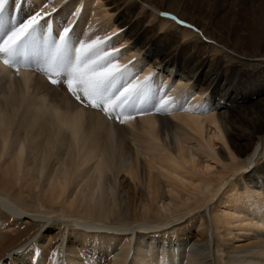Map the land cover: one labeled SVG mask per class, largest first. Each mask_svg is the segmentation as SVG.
Returning a JSON list of instances; mask_svg holds the SVG:
<instances>
[{
  "label": "bare ground",
  "instance_id": "bare-ground-1",
  "mask_svg": "<svg viewBox=\"0 0 264 264\" xmlns=\"http://www.w3.org/2000/svg\"><path fill=\"white\" fill-rule=\"evenodd\" d=\"M45 3L8 0L6 14L55 7L53 36L73 25V40L109 38L104 51L130 41L115 63L133 83L152 75L156 103L121 124L0 64V264H264V111L243 109L264 86L225 76L232 63L264 75V0H104L115 17L101 0ZM146 21L159 42L138 29ZM162 98L169 115L152 110Z\"/></svg>",
  "mask_w": 264,
  "mask_h": 264
},
{
  "label": "snow or ice",
  "instance_id": "snow-or-ice-1",
  "mask_svg": "<svg viewBox=\"0 0 264 264\" xmlns=\"http://www.w3.org/2000/svg\"><path fill=\"white\" fill-rule=\"evenodd\" d=\"M51 2L48 0L43 7L48 8ZM7 4L8 0H0V64L5 68L14 69L17 74L21 67L31 68L51 85L65 86L85 107L98 109L121 124H127L134 114H146L139 106L149 102L150 77L136 83L127 79V66L115 63L119 50L104 51L109 38L77 42L72 38L71 26L53 36L50 18L57 11L55 7L50 12L41 9L17 20L6 14ZM167 105L161 100L152 110L164 113Z\"/></svg>",
  "mask_w": 264,
  "mask_h": 264
},
{
  "label": "rangeland",
  "instance_id": "rangeland-1",
  "mask_svg": "<svg viewBox=\"0 0 264 264\" xmlns=\"http://www.w3.org/2000/svg\"><path fill=\"white\" fill-rule=\"evenodd\" d=\"M101 6L103 7V10H104V8L108 11V14L109 15H111L112 17L114 16L115 17V15L117 14V13H113L112 12V10H113V6H111V5H107L106 6V3H104V0H101ZM135 15H136V13H135ZM133 16V19H132V21L134 22V21H136V16ZM240 19H242L241 21L242 22H252V17L250 16V17H245V16H241L240 17ZM61 22L62 23H64V25H67L66 23H67V21H66V19H64L63 17L61 18ZM126 22H128V21H126ZM126 22H123V23H126ZM171 22H174V20L173 19H171ZM128 24H130L129 22H128ZM71 26V25H70ZM63 27H65V26H63ZM62 27V28H63ZM73 27V25L71 26V28ZM148 27H149V23H147V21L146 22H143V24L142 25H139V27H138V29L139 28H141V30L143 31V32H145L148 36L147 37H149V38H151V40H153L154 42H159V35L161 34V32H158V31H156L155 33H150V31H149V29H148ZM119 27H117V29H116V34L118 35L119 34V32H121L122 31V28H119ZM73 30V29H72ZM76 31V30H75ZM77 33H78V35L76 36V39L74 38V40H76V41H80V40H84V41H91V40H89L88 38H87V34H84L83 33V31H81V30H77ZM166 35L168 36V37H170L171 39H175V38H172L171 36H170V34H168V33H166ZM239 36V35H238ZM88 39V40H87ZM110 40H113V42H112V44L109 46V48L106 50V52H109V53H112L113 52V50H114V52H115V49L116 48H119L120 46L122 47H126V46H128L129 47V45H130V41L127 43V44H124L123 45V43H122V41L121 40H117V42L116 41H114V39H110ZM115 45H117V46H115ZM248 49H247V52L249 53V54H253V49L252 48H250V47H247ZM251 52V53H250ZM234 56H236L237 58H241V56H239V55H237L236 53H235V55ZM115 60H117V57H116V59ZM121 66H124V64L123 65H121ZM243 68V67H242ZM159 69V68H151V70L152 71H157V70ZM243 69H247V68H243ZM147 71L148 69H147V65H141L140 67H138L134 72L132 71L131 72V74H130V78L132 77V75L135 73V72H137L138 74H139V76L140 75H142V73L141 72H144V71ZM150 70V71H151ZM238 70H239V65H238V63H232V65H231V67L229 68V70L227 71V73L225 74V76L226 77H228L229 79H231V81H233V80H237L239 83H241V85L242 84H244L245 86H247V87H249L250 89H252V91L253 90H261L262 88H263V86H264V75L262 74V72H263V70H260L259 68H258V70H252V71H250V69L249 70H247V71H245V72H239V73H237L238 72ZM155 73H157L158 74V72H155ZM250 73V74H249ZM249 74V75H248ZM159 75V74H158ZM153 78V76L151 75V77H150V79H152ZM64 87L65 86H63V85H57V89H60V91L62 90V88L64 89ZM254 92H257V91H254ZM149 94L152 96V92H148V96H149ZM166 97V96H165ZM157 99H158V97H157ZM163 100H165V101H167L168 99L167 98H162ZM153 101V102H152ZM159 101V100H158ZM161 101V100H160ZM156 103V99H155V102H154V100H149V102L147 103V105H153V104H155ZM244 104V113L247 115V117L248 118H253L255 115H257V114H259L260 112H262V111H264V95H258V96H252L251 97V95H250V98L246 101V102H244L243 103ZM166 115H169V114H171L170 112H168V111H166V112H164ZM136 116H137V114H135ZM238 117V113L236 114V115H234V119H235V123H236V125H239L240 123H239V120L238 119H236L235 117ZM261 118H263V117H261ZM241 125V124H240ZM261 126L264 128V119L262 120V122H261ZM243 129L245 130V133L246 134H249V133H252L253 131H254V129H252L251 127H250V125H248V124H246L244 127H243ZM243 143V145H242V150H247V149H251V147L248 145V142H246V141H244V142H242ZM219 149V147L217 146V150ZM207 158L208 157H206V158H202V159H199V162H201L200 164L201 165H204V167L203 168H205V167H207L208 168V171L206 172L207 174H209L210 176V178H212V177H215L213 174H215V173H217V172H219L220 171V168H221V164L219 163V162H217V161H215L214 159H210V157L208 158L209 160L208 161H205V160H207ZM201 160V161H200ZM203 161H205V162H203ZM206 169V168H205ZM207 170V169H206ZM210 205L211 206H213L211 203H210ZM219 206V208H224L225 207V205L222 203V204H218ZM222 206V207H221ZM206 210H205V216H206V218H208V208L206 207L205 208ZM237 234H240V232L238 233L237 232ZM245 235H247L246 233H245Z\"/></svg>",
  "mask_w": 264,
  "mask_h": 264
}]
</instances>
